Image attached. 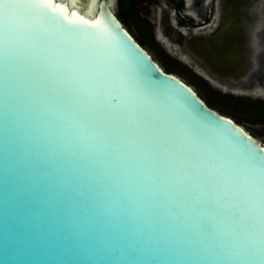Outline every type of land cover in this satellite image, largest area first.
<instances>
[{
	"label": "water",
	"instance_id": "95a60500",
	"mask_svg": "<svg viewBox=\"0 0 264 264\" xmlns=\"http://www.w3.org/2000/svg\"><path fill=\"white\" fill-rule=\"evenodd\" d=\"M47 7L110 45L103 71L136 99L90 108L46 53L6 56L0 34V264H264V174L249 202L240 171L264 169L263 143L165 71L113 0Z\"/></svg>",
	"mask_w": 264,
	"mask_h": 264
},
{
	"label": "flooded vegetation",
	"instance_id": "af4514ba",
	"mask_svg": "<svg viewBox=\"0 0 264 264\" xmlns=\"http://www.w3.org/2000/svg\"><path fill=\"white\" fill-rule=\"evenodd\" d=\"M118 2L133 11L134 0ZM136 2L143 4L147 31L181 62L229 89L264 90V0Z\"/></svg>",
	"mask_w": 264,
	"mask_h": 264
},
{
	"label": "snow or ice",
	"instance_id": "6c2138e0",
	"mask_svg": "<svg viewBox=\"0 0 264 264\" xmlns=\"http://www.w3.org/2000/svg\"><path fill=\"white\" fill-rule=\"evenodd\" d=\"M53 4L54 0H0V34L6 56L14 54V45L46 53L50 65L68 73L75 82L76 88L71 91L97 111L105 107L119 109L126 103L131 105L136 99V89L130 83V76L123 70L114 71L111 76L103 71L101 61L105 56L120 61L110 45L95 33L60 23L49 14L47 6ZM59 7L55 5L52 11ZM240 171L245 179L242 190L251 202L260 190L256 181L264 169L242 165ZM245 219L241 211L237 222Z\"/></svg>",
	"mask_w": 264,
	"mask_h": 264
},
{
	"label": "rangeland",
	"instance_id": "374dc122",
	"mask_svg": "<svg viewBox=\"0 0 264 264\" xmlns=\"http://www.w3.org/2000/svg\"><path fill=\"white\" fill-rule=\"evenodd\" d=\"M136 1L134 0L133 12L129 2L122 10L130 19L123 22L129 32L135 37L146 40L144 48L164 70L168 68L171 73L190 84L201 98L211 97L215 101V105L212 106L214 110L231 117L264 145V116L261 113V110L264 111V90L229 89L210 79L203 69L191 66L189 62H181L180 56L177 58L168 48L164 50L163 46L152 37L150 30L147 31L145 24L147 23L149 27L150 24L143 13V4ZM119 3L118 0H114V12L120 11L122 4ZM157 37L160 38V35L157 34Z\"/></svg>",
	"mask_w": 264,
	"mask_h": 264
},
{
	"label": "bare ground",
	"instance_id": "6f19581e",
	"mask_svg": "<svg viewBox=\"0 0 264 264\" xmlns=\"http://www.w3.org/2000/svg\"><path fill=\"white\" fill-rule=\"evenodd\" d=\"M97 0H60L63 5L69 4L72 9L84 16H92Z\"/></svg>",
	"mask_w": 264,
	"mask_h": 264
},
{
	"label": "trees",
	"instance_id": "16d2710c",
	"mask_svg": "<svg viewBox=\"0 0 264 264\" xmlns=\"http://www.w3.org/2000/svg\"><path fill=\"white\" fill-rule=\"evenodd\" d=\"M121 8H120V11L118 12V16H119V18L123 21V22H126V21H130V19L122 12V10L124 9V6L123 5H121L120 6ZM129 7H131V4H129ZM131 10H132V8H131ZM133 12V11H132ZM137 19V18H136ZM137 21H138V19H137ZM139 22V21H138ZM137 22V23H138ZM136 40L139 42V44L142 46L143 44H145V41L146 40H143V39H141V38H139L138 36L136 37ZM167 72H170L171 73V71L170 70H168V68H167V70H166ZM203 99H205V102L212 108V106L213 105H215V101H213V99L211 98V97H209V96H205ZM261 113H262V115L264 116V111L263 110H261ZM227 116V115H226Z\"/></svg>",
	"mask_w": 264,
	"mask_h": 264
}]
</instances>
